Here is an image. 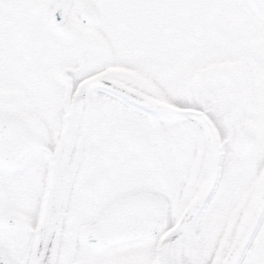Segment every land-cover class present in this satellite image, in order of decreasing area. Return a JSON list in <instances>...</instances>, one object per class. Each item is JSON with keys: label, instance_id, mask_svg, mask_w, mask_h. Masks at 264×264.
<instances>
[{"label": "snow or ice", "instance_id": "snow-or-ice-1", "mask_svg": "<svg viewBox=\"0 0 264 264\" xmlns=\"http://www.w3.org/2000/svg\"><path fill=\"white\" fill-rule=\"evenodd\" d=\"M0 264H264V0H0Z\"/></svg>", "mask_w": 264, "mask_h": 264}]
</instances>
